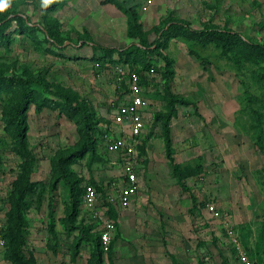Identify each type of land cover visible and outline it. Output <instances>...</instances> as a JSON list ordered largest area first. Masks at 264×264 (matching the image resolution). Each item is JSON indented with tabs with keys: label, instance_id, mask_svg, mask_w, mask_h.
I'll return each instance as SVG.
<instances>
[{
	"label": "rangeland",
	"instance_id": "obj_1",
	"mask_svg": "<svg viewBox=\"0 0 264 264\" xmlns=\"http://www.w3.org/2000/svg\"><path fill=\"white\" fill-rule=\"evenodd\" d=\"M143 1L0 0V22H8L6 30L0 32V264H11L6 260V235L13 220L10 213L18 209L20 198L25 202L22 210L27 221L25 251L39 264L96 261L99 224L89 219L81 202L79 215L69 220V188L73 185L75 198L80 201L86 184L108 190L105 187L118 175L117 156L106 148L102 136L106 130L119 131L112 124V116L123 102L127 84L116 71L121 64L119 52L109 53L102 47L132 51L139 38L128 36V17L113 2L138 12L149 44L157 42L160 35L155 27L167 28L168 22L183 18L192 29H235L243 38L264 45V7L261 22L251 17L241 27L237 22L241 16L232 22L216 21L214 14L220 7L209 13L202 3L198 8L203 11L195 12L189 7H175L180 1L157 0L143 12ZM228 8L231 13L238 11L231 4ZM17 15L25 21L15 18ZM210 17L215 22H208ZM198 38L186 39L180 34L170 37L158 43L159 52L146 58V63L125 64L129 70L143 73L148 107L142 140L148 143L156 138L154 173L160 180L170 179L166 186L175 208L152 226L147 215L154 212L151 199H146L150 195L148 171L146 192L141 193L146 199L141 208L146 214L143 220H147L138 233L147 245L157 241L166 252L159 262L144 264H235L224 221L237 231L254 263L264 264V59H249L241 44L226 51L213 41ZM168 60L173 67L167 66ZM171 67L174 81L170 82L165 74ZM167 82L176 97L193 103L179 105L181 116L174 125L181 173L174 172L157 147V138H162L161 116L169 105ZM25 91L31 102L23 113L27 127L24 150L13 116ZM176 97L173 99L179 100ZM82 109L89 116L92 146L86 154L64 160L63 173L57 161L75 152L82 142ZM224 109L230 114L225 120L229 133L225 140L223 133L217 134V143L211 118L203 120L198 110L211 116ZM199 164L201 172L188 177L187 167ZM183 173L186 175L179 180ZM21 189L28 192L20 197ZM189 200L194 206L189 215L183 214ZM217 200L222 219L215 218L209 208L208 202ZM136 216L137 211L132 217ZM152 235L155 237L151 239ZM100 264H115L113 252L109 262L102 254Z\"/></svg>",
	"mask_w": 264,
	"mask_h": 264
},
{
	"label": "trees",
	"instance_id": "obj_2",
	"mask_svg": "<svg viewBox=\"0 0 264 264\" xmlns=\"http://www.w3.org/2000/svg\"><path fill=\"white\" fill-rule=\"evenodd\" d=\"M113 5H115L116 7H118L127 17H128V36L130 37H135V38H139L138 42H136L134 45H136V49L132 50V51H119V50H114V48H108V47H102V49L106 50V52L111 53L112 51L115 52H119L118 56H119V62L118 63H122V64H128L133 66L134 63L139 62L140 64L146 63L147 60L146 58H149L150 55L156 54L158 53V47L159 44L163 42L164 40H169L170 37H176L180 34V36H182L183 38L186 39H194V37L198 38H205L207 40H205L204 42H209V41H213L215 42L217 45H219L220 47H222L224 50H228L232 51L235 47H237L238 45L241 44L243 50L245 51V53H247L248 58L250 59L251 57H254V59L257 58H263L264 59V45L258 44V43H253L251 42L249 39L247 38H243L242 35L232 29H225V28H210L208 30H195L190 28V25L182 20H178V21H170L168 22V27L167 28H157L155 27V29L159 32V37L157 38V42L153 43V44H149V40L146 37L147 33H145V31L142 29L143 25L140 21V16L138 14V12H134L131 11L129 9L124 8L123 6H121L118 2H113ZM15 18H19L21 20L25 21V18L20 17L19 15L15 16ZM27 21V20H26ZM7 23L5 21H1L0 22V32H3L6 30L7 27ZM29 24V22H27ZM172 28H176L178 30H174ZM193 37V38H192ZM199 39V38H198ZM202 40V39H201ZM95 46H97V44H94ZM101 48V47H100ZM194 54V53H193ZM195 55V54H194ZM168 60L167 62V66L170 68V66L173 67V62L171 63V61ZM172 65H171V64ZM171 67V69L166 70V74H165V78H168V81H174L173 76L174 75V69ZM138 74H140L141 76V82L142 84H144L145 79L144 77L141 75L143 74L142 72L140 73V71H137ZM172 73V74H171ZM170 77V78H169ZM3 77L0 76V80H2ZM170 82H167L166 84V95H168L169 98V105H168V111L165 115H162V130H161V134H162V138L164 141V151H165V156L166 158L170 161L169 163L171 164V166L174 169V172H178L179 171V166L180 164H178L175 161L174 158V151H173V145H172V135H171V122L174 118H176L178 116V107L180 106H190L193 103L187 101V100H181L179 99V96H177V94L173 93L170 90ZM175 95V97L179 100H176L175 98L173 99V96ZM172 97V98H171ZM181 98V97H180ZM31 102V96L28 94L27 91L24 92V94H22V97L17 105V108L14 111V121H15V126H16V136L18 139V142L20 144V146L25 150L27 148V127L24 121V117H23V113L25 112L24 110L27 109L28 104ZM80 115H82V120H83V132L81 131L80 133H82V142L81 144L78 146V148H76L77 150L73 153H71L69 156H65L61 157L59 159V161H57L59 163V167L62 170V172L64 173V168H63V162L64 160H69L70 157L78 154V155H84L89 151L90 146H92V132H91V127L89 126V116L88 113L85 110H81L79 112ZM161 128V126H160ZM94 142V141H93ZM146 140H142V144L138 147L140 150L141 155L145 156L146 155ZM201 164H199L198 166L194 167V168H189L187 167V170H189V172L187 171L186 173H188V177L190 176H194V175H198L201 172ZM191 170V171H190ZM180 172V171H179ZM181 173V172H180ZM186 173L181 174V175H177L178 179L181 180L183 179V177L186 175ZM95 185V184H94ZM24 188V187H23ZM96 188L101 189V186L98 187L96 186ZM70 198H71V210L69 213V220L71 221L73 218H75L76 216L79 215V204L81 202L82 205V198H83V194H84V187L82 189V193H81V197H80V201L76 200L75 198V194H74V187L73 185L70 186ZM23 189H21V191L19 192V196L21 197V195H24L23 193L28 192V190L24 189V192H22ZM23 197V196H22ZM195 202V199H193ZM17 203V201H16ZM16 206H18L17 210H12L10 213L11 219L12 220V225L10 226L8 233L6 235V238L8 239V251H7V256H6V260L9 261L11 264H39L37 262V259L35 258V256L31 253H26L25 251V247H26V237H25V230L27 229V221L25 218V214L22 210L23 206H25V202H21V198L20 201L18 200V203L16 204ZM16 209V208H15ZM116 210H114L113 208H110L109 210V217L115 219L117 218V213H115ZM72 222V221H71ZM117 226V223H116ZM98 240H99V244H100V235H98ZM112 246H113V241H112ZM112 249V247H111ZM250 257L253 259L252 257V253L250 252V250H247ZM77 252H78V247L75 249L74 252V257L77 256ZM111 253V251H110ZM102 254H104L102 252V249L99 248V251H97V256H96V261L94 264H100L101 261V257ZM174 262V261H173ZM174 264H177L174 262Z\"/></svg>",
	"mask_w": 264,
	"mask_h": 264
},
{
	"label": "built area",
	"instance_id": "obj_3",
	"mask_svg": "<svg viewBox=\"0 0 264 264\" xmlns=\"http://www.w3.org/2000/svg\"><path fill=\"white\" fill-rule=\"evenodd\" d=\"M151 4L152 0H147L143 9L147 10ZM116 71L125 80L127 92L112 116V124L119 131L106 130L102 140L106 148L120 160L118 180L105 187L108 190L86 184L82 198V205L89 219L99 224L100 248L106 259L117 230L116 221L108 215L109 210L126 209L131 205L141 188L145 170V156L141 155L138 148L142 144L146 128L148 103L144 97V85L140 74L129 70L125 64H119ZM209 208L215 218L222 219L223 214L218 208L213 204H209ZM223 229L233 246L235 264H255L233 226L224 221Z\"/></svg>",
	"mask_w": 264,
	"mask_h": 264
},
{
	"label": "crops",
	"instance_id": "obj_4",
	"mask_svg": "<svg viewBox=\"0 0 264 264\" xmlns=\"http://www.w3.org/2000/svg\"><path fill=\"white\" fill-rule=\"evenodd\" d=\"M146 1L147 0H144L142 2L143 6L145 5ZM154 1H155V3L157 2V0H152V4L149 5L148 9L146 11H143V12H148L153 7L152 5H153ZM176 1H180L181 3H177L175 7H177V8L182 7V10H184L183 8L189 7L190 11L196 10L197 12L198 11L202 12L203 11L202 8H201V10H199V8H198V6H199L198 4H202V3L206 6V10L209 13H210V9H215L214 7H220L221 11L219 9H216L218 11V13L214 14V19H216V21L220 19V20L224 21V23L225 22H232V21H234L233 18H235V17L238 18L241 16L237 20L238 24L242 25L241 27L245 26V24L247 25V23L252 20V19H250L251 17H253V21L258 20V22H261L263 20V15H261L262 14L261 7H264V0H176ZM215 3H218V4H215ZM230 4L233 5L234 7L238 8L237 9L238 11L231 13L230 9L228 8L230 6ZM218 5H220V6H218ZM201 7H202V5H201ZM211 11L213 12V10H211ZM212 17H210L208 19V22H215L211 19ZM160 18H161V16H160ZM180 19L182 21L184 20L183 18H180ZM239 19L241 20L240 22H239ZM159 22H161V19L158 21V23ZM157 24H155V25H157ZM233 30L238 32V30H235V29H233ZM186 108H189V107H186ZM181 111L182 110L178 111V116L176 118H174L171 122V135H172V145H173L172 147H173L174 158H175L176 162H178V156H177V147H176L177 146L176 131L174 129V125L176 123L175 121H177V119L180 118ZM198 113L202 115L203 120H205L206 117L211 118V126L215 128V129L212 128V130H213L212 134H213V138L216 139L215 141L217 143L219 140L217 136L220 135L221 133H223V134H221L222 139L225 140V134H226V138H227V135L229 133V132H227L229 130V126H228V122L226 123L225 120L227 121V119L230 116L228 111H226L224 109L220 113H212L211 116H207V113H205V112L202 113V111L200 112L199 110H198ZM187 114H190V113H187ZM217 130H221V132L219 131L218 133H216ZM155 139L156 138H153L145 146L146 147V155H145V161H144L145 170H144V175L142 176V179H141L142 184L140 186L141 188H140L138 194L136 196H134L131 205L128 207L129 209L128 208L118 209L115 212V213H117V218H116L117 230L115 232V237L113 239V246L111 249V252H113V258H114L115 264H140L141 261H143L142 262L143 264L146 262L156 263V262H159L161 259H164V257H165V252H166L165 247H162V249L160 247H158L157 241H150V244L147 245L146 241H144L142 239L140 233H138L139 229H141V230L143 229V227L145 226V220H147V219L143 220V217L145 218L146 214L143 213V211L141 210V208H143L142 206H143L146 199H149V198L151 199L152 206L154 208V212H149L150 214H147L148 217H150L149 218L150 223L152 224L153 227H155V225H157L161 222L162 216L167 215V214L169 215L170 214L169 211L175 210V208L172 206V204H173L172 197L169 196L168 186H166L167 184H170V179L160 180L157 173H154V172H157V167H155V162H154V160H155L154 156H156V150H157V148L155 147V144H154ZM157 139H158V146L157 147H158V149H160V153L162 151L163 155H165V151H164V147H163L164 146L163 138L159 137ZM113 156H117V155L113 154ZM117 159H118V161H117L116 165L118 164V175L116 177V180H118V176H119V172H120V169H119L120 160H119L118 156H117ZM148 160H149V162H148ZM202 163H203V160H202ZM204 166H206V164L203 165V167ZM148 171L150 173V176H149L150 180L148 181L149 182L148 187L150 188L149 189L150 195L148 197H146V199H145L144 197H141V195H142L141 193L144 192L145 191L144 188H146V187H144V185H145L144 180L147 179L146 174ZM218 201L219 200H217V202L216 201H213V202L209 201L208 204H213L217 207ZM197 202L198 201L195 199V203H197ZM193 206H194V203H192L189 200L186 204V209H188L187 213H183V214L189 215L190 214L189 209ZM137 208H139V209L136 210ZM217 208L219 209V206ZM136 211L138 212V215L140 218L138 216H136L134 218L132 217L133 212L136 213ZM171 214H173V213L171 212ZM132 229L135 230L134 233H132ZM154 237L155 236L152 235L150 238L152 239ZM109 254L107 255L108 262H109ZM137 254L140 255V258L136 257Z\"/></svg>",
	"mask_w": 264,
	"mask_h": 264
},
{
	"label": "clouds",
	"instance_id": "obj_5",
	"mask_svg": "<svg viewBox=\"0 0 264 264\" xmlns=\"http://www.w3.org/2000/svg\"><path fill=\"white\" fill-rule=\"evenodd\" d=\"M3 7V5H0V8H2Z\"/></svg>",
	"mask_w": 264,
	"mask_h": 264
}]
</instances>
